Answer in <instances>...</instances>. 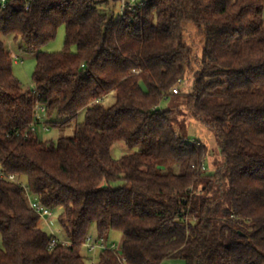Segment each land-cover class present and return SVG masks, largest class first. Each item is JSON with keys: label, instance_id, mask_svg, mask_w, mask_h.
I'll use <instances>...</instances> for the list:
<instances>
[{"label": "trees", "instance_id": "trees-1", "mask_svg": "<svg viewBox=\"0 0 264 264\" xmlns=\"http://www.w3.org/2000/svg\"><path fill=\"white\" fill-rule=\"evenodd\" d=\"M107 2L0 0L1 171L60 211L72 243L51 248L22 186L0 178V264H86L93 226L94 243L124 237L97 264H264V0H144L117 17ZM61 26L65 49L41 51ZM9 35L36 55V91L14 75ZM191 72V89L175 94ZM171 96L182 108L163 107ZM37 104L49 127L85 118L72 136L42 141L31 131ZM182 109L215 135L223 163L212 175L206 145L174 127ZM117 143L130 150L119 160Z\"/></svg>", "mask_w": 264, "mask_h": 264}, {"label": "rangeland", "instance_id": "rangeland-1", "mask_svg": "<svg viewBox=\"0 0 264 264\" xmlns=\"http://www.w3.org/2000/svg\"><path fill=\"white\" fill-rule=\"evenodd\" d=\"M107 6L104 7V11L110 13L112 16L117 17L123 6V0H107ZM144 1V0H139ZM147 1V0H145ZM184 38L187 43L194 48V57L200 59L202 54V44H201V36L199 34L198 29L193 24H188L184 30ZM5 49L11 53L14 64H13V72L17 79L22 83V86L25 90L33 89V74L36 67V55L28 54L22 50V43L20 39H17L15 35L4 36L2 38ZM66 45V30L64 26H61L58 30L56 38L50 43L46 44L41 51L56 53L61 52L65 49ZM72 50L75 51L76 48L72 47ZM194 67H197V64H194ZM193 82V73H189L186 77L185 84H179L177 88L181 92L187 93L192 86ZM114 94L109 95L106 99H104V104L110 105L114 102ZM182 97L181 96H171L169 97L163 104V107H173L180 106L182 108ZM180 108V109H181ZM85 118V111L80 112L77 119L72 121L67 126L60 127H50L49 131L46 132L43 130L42 126L38 127V135L42 141H54L56 142L58 139L62 137L72 136L74 134V128L77 123L83 122ZM63 121V120H60ZM174 127L179 135L184 137L187 140H199L203 144L206 145L208 149V154L205 160L206 174L212 175L215 173L217 167L223 163V157L221 156L220 149L217 145L215 135L208 130L201 122L195 119L187 118L186 112L182 109L180 113L177 114L176 119L174 120ZM129 148L124 143H117L114 145L112 149V156L115 159H121L123 156L129 153ZM172 164V162H169ZM170 166V165H168ZM173 168L176 172H179L180 165L172 164ZM0 166V171H1ZM122 183H117L115 186H120ZM60 211H53V217L50 220L51 228L54 231V234L57 235L61 240L62 230L58 222V216ZM41 226L47 231L51 236L53 235V231L42 222ZM91 236L94 238L97 235L95 230V226L92 227ZM124 241V237L122 233L113 231L110 234V237L107 241L103 242L106 245H117L121 247ZM82 254L86 257V264H97L98 257L100 255V249H96L95 251L90 252L88 248L85 246L82 249ZM163 264H186L183 259H168L165 260Z\"/></svg>", "mask_w": 264, "mask_h": 264}, {"label": "built area", "instance_id": "built-area-1", "mask_svg": "<svg viewBox=\"0 0 264 264\" xmlns=\"http://www.w3.org/2000/svg\"><path fill=\"white\" fill-rule=\"evenodd\" d=\"M5 1V0H4ZM141 2H139L138 0H123V6H122V10L120 12L121 15L124 14V12L126 10H134L137 6H140ZM34 91H36V87L33 85V89ZM173 92L175 94L179 93L178 88H175L173 90ZM35 123L32 125L31 127V131L32 132H37L38 127L42 126L43 130L48 132L50 129V127L47 124V120H46V106L41 105V104H37L35 107ZM7 177L9 180L11 181H15L18 182L22 188L25 191V194L27 196V199L29 201V205L30 207L39 215V217L41 218L42 222L45 223L46 226H48L52 231L53 229L51 228L50 225V220L53 217V211L47 207H45L37 198H35L33 196V194L31 193L29 187L22 183L21 181L17 180V178L14 175H5L4 172L0 171V178H5ZM60 244H64L66 246H72L71 242H65L64 240H61L57 235L54 234L53 231V235H52V241H51V248H55ZM86 247L88 248V250L90 252L95 251L96 249H109L112 250L113 252L117 253L120 248L113 244V245H106L103 242L102 243H94L92 240V236L89 235L87 238V242H86ZM119 260L121 262V264H126V259L124 257L119 256Z\"/></svg>", "mask_w": 264, "mask_h": 264}, {"label": "crops", "instance_id": "crops-1", "mask_svg": "<svg viewBox=\"0 0 264 264\" xmlns=\"http://www.w3.org/2000/svg\"><path fill=\"white\" fill-rule=\"evenodd\" d=\"M139 1V0H138ZM139 2H141V1H139Z\"/></svg>", "mask_w": 264, "mask_h": 264}]
</instances>
